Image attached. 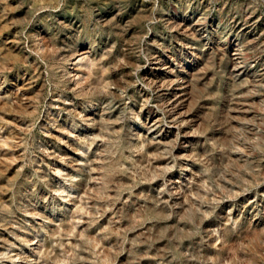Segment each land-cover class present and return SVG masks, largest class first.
Listing matches in <instances>:
<instances>
[{
  "label": "rangeland",
  "instance_id": "1",
  "mask_svg": "<svg viewBox=\"0 0 264 264\" xmlns=\"http://www.w3.org/2000/svg\"><path fill=\"white\" fill-rule=\"evenodd\" d=\"M0 264H264V0H0Z\"/></svg>",
  "mask_w": 264,
  "mask_h": 264
},
{
  "label": "bare ground",
  "instance_id": "2",
  "mask_svg": "<svg viewBox=\"0 0 264 264\" xmlns=\"http://www.w3.org/2000/svg\"><path fill=\"white\" fill-rule=\"evenodd\" d=\"M175 84V83H174ZM171 85V84H170ZM177 97V96H176Z\"/></svg>",
  "mask_w": 264,
  "mask_h": 264
}]
</instances>
